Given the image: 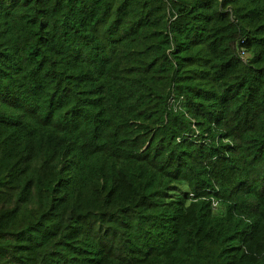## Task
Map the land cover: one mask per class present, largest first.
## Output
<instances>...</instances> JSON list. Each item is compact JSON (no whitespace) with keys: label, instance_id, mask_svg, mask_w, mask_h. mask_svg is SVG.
I'll list each match as a JSON object with an SVG mask.
<instances>
[{"label":"trees","instance_id":"16d2710c","mask_svg":"<svg viewBox=\"0 0 264 264\" xmlns=\"http://www.w3.org/2000/svg\"><path fill=\"white\" fill-rule=\"evenodd\" d=\"M0 264H264V0H0Z\"/></svg>","mask_w":264,"mask_h":264}]
</instances>
